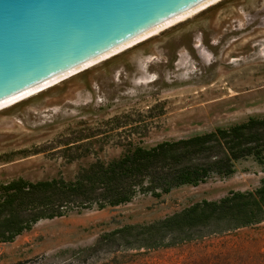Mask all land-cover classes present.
I'll list each match as a JSON object with an SVG mask.
<instances>
[{
    "label": "rangeland",
    "instance_id": "374dc122",
    "mask_svg": "<svg viewBox=\"0 0 264 264\" xmlns=\"http://www.w3.org/2000/svg\"><path fill=\"white\" fill-rule=\"evenodd\" d=\"M261 116L264 0H221L0 110V183L73 179L80 167L135 145ZM263 179L261 166L247 158L232 174L197 185L42 219L0 242V264H264V221L150 250L133 249L126 241L134 235L117 230L253 190Z\"/></svg>",
    "mask_w": 264,
    "mask_h": 264
},
{
    "label": "trees",
    "instance_id": "16d2710c",
    "mask_svg": "<svg viewBox=\"0 0 264 264\" xmlns=\"http://www.w3.org/2000/svg\"><path fill=\"white\" fill-rule=\"evenodd\" d=\"M247 158L264 171V116L151 146L135 145L118 157L80 167L69 180L14 178L0 183V242L12 241L42 219L116 206L138 193L158 196L181 185H197L214 174L230 175L236 163ZM262 221L264 179L253 190L204 199L155 222L117 230L135 236L126 241L133 249L150 250Z\"/></svg>",
    "mask_w": 264,
    "mask_h": 264
},
{
    "label": "water",
    "instance_id": "95a60500",
    "mask_svg": "<svg viewBox=\"0 0 264 264\" xmlns=\"http://www.w3.org/2000/svg\"><path fill=\"white\" fill-rule=\"evenodd\" d=\"M195 0H0V100Z\"/></svg>",
    "mask_w": 264,
    "mask_h": 264
},
{
    "label": "bare ground",
    "instance_id": "6f19581e",
    "mask_svg": "<svg viewBox=\"0 0 264 264\" xmlns=\"http://www.w3.org/2000/svg\"><path fill=\"white\" fill-rule=\"evenodd\" d=\"M221 0H195L190 4L174 11L173 13L155 21L154 23L138 30L137 32L119 40L118 42L102 49L101 51L83 59L82 61L66 68L65 70L47 78L46 80L28 87L20 92L0 100V110L9 107L18 101L27 98L47 87H50L61 80H64L80 71H83L101 61H104L120 52L158 34L159 32L175 25L201 10Z\"/></svg>",
    "mask_w": 264,
    "mask_h": 264
}]
</instances>
